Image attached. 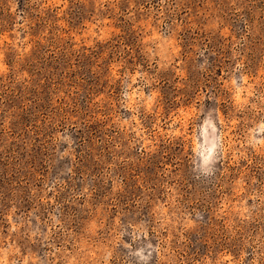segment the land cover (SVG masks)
Here are the masks:
<instances>
[{"label":"rangeland","instance_id":"rangeland-1","mask_svg":"<svg viewBox=\"0 0 264 264\" xmlns=\"http://www.w3.org/2000/svg\"><path fill=\"white\" fill-rule=\"evenodd\" d=\"M0 264H264V0H0Z\"/></svg>","mask_w":264,"mask_h":264}]
</instances>
